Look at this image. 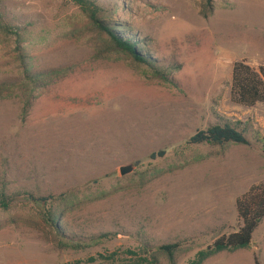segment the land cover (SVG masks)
Listing matches in <instances>:
<instances>
[{"label": "rangeland", "instance_id": "obj_1", "mask_svg": "<svg viewBox=\"0 0 264 264\" xmlns=\"http://www.w3.org/2000/svg\"><path fill=\"white\" fill-rule=\"evenodd\" d=\"M172 83L118 53L104 52L71 0H0V19L16 37L0 43V264H77L98 253L179 243L177 264L239 226L235 201L264 183V103L230 100L231 70L264 67V0H91ZM20 48V50H19ZM35 73L65 69L52 82L20 87ZM29 102L22 120L24 104ZM231 124L247 146H193L197 130ZM162 158L151 160L153 152ZM133 171L119 174V167ZM78 202L60 230L102 242L60 250L43 229L36 201ZM264 264V218L249 249L203 264Z\"/></svg>", "mask_w": 264, "mask_h": 264}, {"label": "trees", "instance_id": "obj_2", "mask_svg": "<svg viewBox=\"0 0 264 264\" xmlns=\"http://www.w3.org/2000/svg\"><path fill=\"white\" fill-rule=\"evenodd\" d=\"M79 9L80 14L85 18L87 24L93 32L102 38L104 52L118 53L129 58L134 63L146 66L152 76L165 83H172L169 78L171 69L168 71L160 70L156 67L154 60L150 56L143 55L139 46L142 41L135 37H124L117 31V25L105 20L106 11L96 5L91 0H71ZM205 2L206 12H211V0ZM10 36H15L18 46L26 41L24 35L14 32V29L3 23L0 19V43L8 42ZM20 50V48H19ZM19 62L23 63V78L19 82L20 87L30 88L31 85H38L44 82H52L65 69L58 68L45 73H35L30 66V59L26 56H19ZM7 89L1 86L0 91ZM230 100L239 105L250 107L256 103H264V67L253 69L244 61L234 62L231 70L230 80ZM29 102L24 104L22 110V120L27 116ZM187 145L202 146L211 145L226 147L228 145L247 146L249 143L244 132L231 124L213 125L205 130H197L185 141ZM164 150L151 153L148 158L155 160L162 158ZM42 206L39 213L42 228L50 230L54 236L56 246L60 250L84 251L94 245H98L105 238L101 235L97 238L85 241L74 240L63 236L60 230V222L63 216L73 210L78 202L70 199L67 195L48 196L36 199ZM0 207L4 213L9 212V204L5 196L0 194ZM235 208L239 220V226L234 232L221 235L216 238L211 245L198 251L188 264H203L209 258L221 252H235L238 250L249 249L251 246L252 235L264 218V183L252 185L244 194L235 201ZM179 243L162 244L157 247L141 245L135 250L126 249L124 251H112L98 253L88 257L84 262L77 264H177V253L180 250ZM254 264H259L254 259Z\"/></svg>", "mask_w": 264, "mask_h": 264}, {"label": "water", "instance_id": "obj_3", "mask_svg": "<svg viewBox=\"0 0 264 264\" xmlns=\"http://www.w3.org/2000/svg\"><path fill=\"white\" fill-rule=\"evenodd\" d=\"M134 169V165L133 164H126V165H122L119 167V174L121 176H126L128 174H130Z\"/></svg>", "mask_w": 264, "mask_h": 264}]
</instances>
